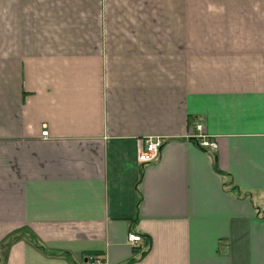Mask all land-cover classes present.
I'll list each match as a JSON object with an SVG mask.
<instances>
[{
  "label": "crops",
  "instance_id": "0c3cea01",
  "mask_svg": "<svg viewBox=\"0 0 264 264\" xmlns=\"http://www.w3.org/2000/svg\"><path fill=\"white\" fill-rule=\"evenodd\" d=\"M88 254L264 264V0H0V264Z\"/></svg>",
  "mask_w": 264,
  "mask_h": 264
},
{
  "label": "built area",
  "instance_id": "2783aa9c",
  "mask_svg": "<svg viewBox=\"0 0 264 264\" xmlns=\"http://www.w3.org/2000/svg\"><path fill=\"white\" fill-rule=\"evenodd\" d=\"M49 131L47 129L42 131L43 136H48ZM193 137L197 140V144L202 149H216L218 143L216 138L208 134L203 126V123L198 122L195 124ZM165 143V139L159 135H150L146 136L143 140L142 145L138 150V162L139 163H149L155 161L160 153L162 145ZM142 239V235L131 231L128 233V240L131 243H138ZM90 264H105L104 261L100 258L90 256Z\"/></svg>",
  "mask_w": 264,
  "mask_h": 264
},
{
  "label": "trees",
  "instance_id": "16d2710c",
  "mask_svg": "<svg viewBox=\"0 0 264 264\" xmlns=\"http://www.w3.org/2000/svg\"><path fill=\"white\" fill-rule=\"evenodd\" d=\"M231 190L234 191V192H238V190L236 189V187L234 185L231 187ZM28 235L30 236V240L33 242L34 245H36L38 248H40L45 253L48 252V250L43 245H41V243L38 241V239L36 238V236L34 234L30 233ZM63 253H64V255H68L67 252H63ZM90 254H95V253H90ZM90 254L85 255L86 261L88 263H89V257L91 256ZM85 257H83V258H85Z\"/></svg>",
  "mask_w": 264,
  "mask_h": 264
}]
</instances>
